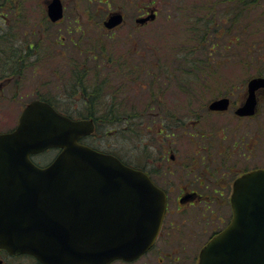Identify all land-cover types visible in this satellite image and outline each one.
<instances>
[{
	"label": "rangeland",
	"instance_id": "1",
	"mask_svg": "<svg viewBox=\"0 0 264 264\" xmlns=\"http://www.w3.org/2000/svg\"><path fill=\"white\" fill-rule=\"evenodd\" d=\"M47 1L23 0L21 3L19 0L15 12L21 15V20L13 25L14 16L7 11V18L1 24L5 31L11 29L15 34L0 38V50L6 49L11 41H14L15 48H24L27 43L36 41L38 46L33 51L35 57L30 55L26 60H37V64L23 70L24 75L19 76L16 91L11 84L8 90L11 98H0V131L13 128L23 106L35 97H50L64 113L72 117L81 116L82 104L74 106L75 102L63 93L64 87L73 83L67 61H81L83 54L78 52L79 49L88 50L92 48L91 44L102 43L112 45L107 50L119 53L137 51L131 53L132 61L125 69L129 78H124V74L120 78L124 81V95L113 101L107 98L106 102L118 104L113 109L115 118L125 120L133 115L142 119V124L124 131L120 125L99 126L83 141L113 152L132 165L169 163L173 172L167 177L172 184L206 177V183L212 188L219 189L223 185L226 196L235 176L248 169L264 167V89L258 90L256 114L240 118L233 111L246 97L247 80L256 76V70L262 65L245 66L228 60L227 64L214 66L210 59H206L204 64H209L206 69L184 75L182 83L177 78L180 71H174L177 67L176 63L173 66L175 55L178 58V54L186 52L179 46L188 48L195 44V36L188 33V6L203 0H62L64 15L57 23L51 22L46 15ZM261 2L264 6V0ZM152 8L157 11L154 20L136 22L138 16L146 15ZM116 11L124 14L123 23L113 29L105 28L103 20ZM249 15L258 16L254 11ZM218 39L224 41L222 37ZM260 51L255 50V54ZM25 53L26 49L23 50ZM231 53L221 51L227 57ZM3 54L7 56H3L2 62L9 56L8 49ZM150 61L165 64L168 71L165 74L157 69L154 71L156 76L149 83L146 80L150 77L143 70L153 72L154 68L148 65ZM8 85L11 86L10 82ZM110 96L114 98V95ZM222 96L230 100L227 110L207 108L210 100ZM56 97L61 101L57 102ZM96 108L94 106L93 110ZM161 128L165 133L159 132ZM170 153H173V158L169 157ZM55 154L56 150H48L33 156V159L44 165ZM200 207L205 211L213 209L219 214L226 209V201L225 205L223 200H215L208 206L201 203ZM169 208L171 211L176 209L174 196L169 200ZM191 210L194 213L200 211L196 207ZM228 213L229 207L226 216ZM160 245L162 247L153 255L155 259L164 257V262H167V255L174 251L178 255L181 253V250L167 247L163 242ZM198 247L191 246L187 252L196 254ZM23 264L31 263L24 260Z\"/></svg>",
	"mask_w": 264,
	"mask_h": 264
},
{
	"label": "water",
	"instance_id": "2",
	"mask_svg": "<svg viewBox=\"0 0 264 264\" xmlns=\"http://www.w3.org/2000/svg\"><path fill=\"white\" fill-rule=\"evenodd\" d=\"M51 21L63 16L62 0H48ZM155 12L135 20L144 23ZM120 11L104 27L121 24ZM247 94L234 112L253 115L264 76L247 80ZM229 98L210 100L226 110ZM94 130L91 119H74L50 103L32 99L16 125L0 132V248L28 253L43 264H107L132 260L153 243L165 209V192L142 169L79 139ZM59 148L46 165L31 155ZM229 223L200 249L197 264H264V168L237 176L230 194Z\"/></svg>",
	"mask_w": 264,
	"mask_h": 264
},
{
	"label": "flooded vegetation",
	"instance_id": "3",
	"mask_svg": "<svg viewBox=\"0 0 264 264\" xmlns=\"http://www.w3.org/2000/svg\"><path fill=\"white\" fill-rule=\"evenodd\" d=\"M147 13L148 12H146V14ZM57 22H53V23H57ZM78 52L80 54L81 53L83 54L81 61L77 59L76 61L75 60L71 61V59L67 61V67L70 69L73 83L71 84L69 83L65 87L63 86L66 89L67 88L70 89L72 87L71 91L68 92V95L71 96L69 98L72 99V102L73 101L75 102L74 106L77 104H87L91 102L106 104L109 103V101L106 102V100H108L107 98H110L113 101V99L116 100L117 97L120 98L121 95H124L125 92V90L123 89L124 85L120 86V88L116 93V91H113V89L110 86H108L107 83L108 80L110 79H114V80L120 78L122 79L123 78L122 74H124L125 76L124 78H129V76L125 73L126 72L125 69L129 67L128 62L132 61L131 53H137V51L125 50L124 52L119 53V51L107 50V49H88V50L79 49ZM23 62H25V57L23 58ZM113 63H117V64L120 63V66L118 65L115 66ZM27 67L28 65L26 63H23V70L26 69ZM2 68L4 72H3V76L0 77V98L2 97L11 98V95L9 94L10 91L8 92V90L11 89V86L9 87L8 85L9 82H11L9 67L7 65H3ZM52 76L55 77V74L52 73ZM63 93L65 94L64 90ZM110 95H114V98ZM48 98L52 100L54 104H56V101H53V99L50 97ZM257 98H258V90H257ZM56 100L57 102L61 101L60 98L58 97H56ZM229 106H230V102H229ZM57 110L59 112L64 113L61 109L57 108ZM96 110H98V108L94 109L93 112H96ZM86 112L87 113L84 114L81 112V116L74 118L96 120L95 117L90 116L88 114L90 113L89 109ZM234 114L240 118L254 115L253 114L248 116H240L237 115L235 112ZM159 132L165 133L164 129L162 128L159 129ZM173 156H174L173 153H170L169 157L173 158ZM149 163L141 164V165H135V164L133 165L143 169L149 175L153 183L165 192L166 210L159 231L157 233V236L153 244L150 246V248L147 249L145 252H143L141 255H139L137 258L132 260H125L118 258V259H113L107 264H134L136 262H138L137 264H165V263L186 264L192 262L196 264L198 261V254L202 246L213 235H215L219 230H221L229 223L232 214V209L230 205V194L232 191L233 180L238 175L251 169L242 171L241 173H239L237 176L234 177L230 185L229 195L226 196L225 194L226 188L223 185H220L219 189L212 188L206 183L205 181L206 177H200V178H196V180H187V181H182L181 183L178 184H172L171 182H168L169 178L167 177L168 174H171L173 172V170L169 166V163L157 162L156 165L153 164L154 162H149ZM129 164L132 165V163ZM194 183L196 185H193ZM171 196H174L176 198V209L174 211H171L169 208V200L171 199ZM215 200H223L224 205L226 201V207H225L226 209H224L219 214H216L213 209L205 211L200 207L201 203H204L206 206H208V204L211 201H215ZM194 207H196V209H200V211L199 212L196 211V213H194L191 210V208ZM227 207H229L228 216H226ZM162 242L167 247L169 246L173 249L181 250L180 255H178L179 253L174 251L171 255L166 256L167 262H164V257H160V258L158 257L157 259H155L153 255L156 254L157 250L160 247H162L160 245V243ZM191 246L194 247L199 246L198 252L196 254H189L187 252V250ZM162 254H164V252H162ZM24 260L28 261V263L31 264H43L35 256L31 254L9 253L6 249L0 248V264H23Z\"/></svg>",
	"mask_w": 264,
	"mask_h": 264
},
{
	"label": "trees",
	"instance_id": "4",
	"mask_svg": "<svg viewBox=\"0 0 264 264\" xmlns=\"http://www.w3.org/2000/svg\"><path fill=\"white\" fill-rule=\"evenodd\" d=\"M18 1L19 0H0V38H4L9 35L13 36L15 34V32L13 30L11 31V29L10 31L8 30L9 32L5 31L4 26L1 24L5 22L8 13H11V15L14 16L12 19L13 25L21 20V15L15 12ZM22 1L23 0H20L21 3ZM189 5V13L187 14V23L189 24L188 33L189 36H195V44L188 46V48L185 46H179L180 49L184 51L186 50V52L180 55L178 54V58H176L177 55H175L176 60L173 62V66L176 63L177 67L174 71H180V74L177 76L179 82L182 83L184 81V75L194 74L192 72H203V69H206L207 65H209L204 64V60L206 59H210L211 64L213 63L214 66L224 64L228 60L232 61L234 64L239 63L245 66L256 65L259 67L262 65L261 68L256 70V73L257 75H264V6L262 5L261 0H203L200 3L193 2ZM252 11L257 12L258 16H250L249 14ZM219 37H222L224 41H220L218 39ZM78 44H80L79 40ZM91 45V49H107V47H112V45H105L102 43H93ZM37 46V41L32 44L27 43L24 47L26 49V53L23 54V50H25L23 46L15 48L14 41H11V44H9L8 47L6 45V49L3 47L0 50V66L1 68L3 65H7L9 67V73L11 75L10 85H13L14 91L17 90L16 87L19 85V76L23 74V63H26L28 66H35L37 64L35 60L26 61L27 57L30 55L35 57L33 51H35ZM230 47L232 48L229 51L228 49ZM7 49L9 56L2 62L1 60L3 56H7V54H3ZM29 50L32 51L27 52ZM222 50L232 53L227 57L221 54ZM255 50L261 51L259 54H255ZM216 52L218 53L215 54ZM214 55H217L218 57L214 58ZM24 57L25 62H23ZM113 64L115 66H120V63ZM132 65L135 66L134 63ZM148 65L150 68H154L153 72L149 69L143 70L150 77V80H146L149 83L156 76L154 75V71H157V69L167 74L168 68L165 64L162 65L160 62L150 61ZM132 70L134 72L133 68ZM3 72L4 70L2 68L0 77L3 76ZM165 79L169 78L165 77ZM107 84L117 93L120 86H123L124 81L121 79H110ZM71 89L72 87L70 89L64 88L65 95H68V92H70ZM69 97L71 96L68 95V98ZM39 98L51 102L56 107V105L49 98ZM109 103L99 104L91 102L82 104V113H87L86 111L89 109L90 113L88 114L95 117V130H97L96 128L99 126L109 125H113L114 127L116 125H120L122 131L125 129L132 130L133 127L142 124V119L139 120L133 115H130V117L125 120L115 118L113 109L115 110V107H117L118 104L115 102ZM94 106H97L98 108L96 112H93ZM121 121H123V123ZM95 130L93 134L96 132ZM124 162L126 161L124 160Z\"/></svg>",
	"mask_w": 264,
	"mask_h": 264
}]
</instances>
